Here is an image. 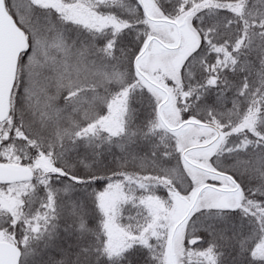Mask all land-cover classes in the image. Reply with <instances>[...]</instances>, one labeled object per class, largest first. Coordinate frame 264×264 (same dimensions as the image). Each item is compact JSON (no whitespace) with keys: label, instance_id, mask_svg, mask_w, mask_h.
<instances>
[{"label":"snow or ice","instance_id":"1","mask_svg":"<svg viewBox=\"0 0 264 264\" xmlns=\"http://www.w3.org/2000/svg\"><path fill=\"white\" fill-rule=\"evenodd\" d=\"M0 264H264V0H0Z\"/></svg>","mask_w":264,"mask_h":264}]
</instances>
